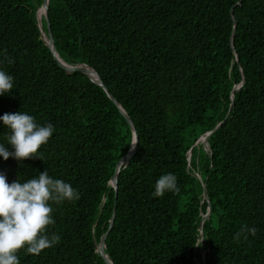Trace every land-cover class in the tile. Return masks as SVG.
I'll return each instance as SVG.
<instances>
[{
	"label": "trees",
	"instance_id": "1",
	"mask_svg": "<svg viewBox=\"0 0 264 264\" xmlns=\"http://www.w3.org/2000/svg\"><path fill=\"white\" fill-rule=\"evenodd\" d=\"M42 1L0 0V70L14 78L0 116L25 112L55 131L43 161L0 157V172L12 183L47 170L80 199L52 204L59 243L20 252V264H104L96 245L114 205L113 264H200L203 183L205 264H264V0H49L60 58L92 68L134 124L116 199L109 180L131 129L99 85L54 60L37 26ZM220 122L210 155L194 146ZM9 133L0 121V144L14 151ZM168 173L179 191L154 197ZM244 225L257 233L237 241Z\"/></svg>",
	"mask_w": 264,
	"mask_h": 264
},
{
	"label": "clouds",
	"instance_id": "2",
	"mask_svg": "<svg viewBox=\"0 0 264 264\" xmlns=\"http://www.w3.org/2000/svg\"><path fill=\"white\" fill-rule=\"evenodd\" d=\"M13 80L11 75L0 70V96L12 92ZM0 121L10 130L7 143L14 149L9 151L4 144H0V157L5 161L10 157L21 162L36 158L44 160L41 149L48 144L55 131L51 123L38 124L34 116L21 111L5 113L0 116ZM176 191H179L177 177L168 173L156 181L152 195L162 197L166 192ZM79 199V192L70 183L52 178L47 170L25 182L17 178L12 183L0 172V264H20V252L38 256L58 244L60 236L48 234L55 225L52 204ZM256 233L255 227L244 225L234 239L239 241L243 236L247 240L249 234L254 237Z\"/></svg>",
	"mask_w": 264,
	"mask_h": 264
},
{
	"label": "water",
	"instance_id": "3",
	"mask_svg": "<svg viewBox=\"0 0 264 264\" xmlns=\"http://www.w3.org/2000/svg\"><path fill=\"white\" fill-rule=\"evenodd\" d=\"M48 5H49V0H43L42 4L40 5L37 14H36V20H37V26L40 32V38L41 40L44 42V44L48 47V49L51 52L52 57L54 58V60L57 62V64L66 72L68 73H74V72H78L81 73L83 75H85L89 80H91L93 83L99 85L106 93L107 97L111 100V102L118 108L120 114L123 116L124 120L126 121V123L128 124V126L131 129L132 132V143L131 146L129 148V150L126 152V154H124L121 158V160L116 164L114 172L109 180V184L112 186V188L114 189V198L116 199L117 197V189H118V175L120 172V167L122 166L123 163H127L131 160V158L133 157V155L135 154L137 147H138V136L134 127V124L132 122V120L129 118V116L125 113V111L121 108V106L119 105V103L117 102V100L108 92V90L105 88L101 78L99 77V75L89 66H86L84 64H77V65H83L85 66L88 70L92 71L94 73L93 76L90 72L88 71H83L81 69H77V68H71L69 67L67 63H65L59 56L54 42H53V37L52 34L50 33V29L48 26V20H47V16H48ZM232 10H231V14H232ZM46 20V24H47V32L44 31L43 29V24H42V20ZM237 24L234 21V29L236 28ZM234 33V30L233 32ZM46 38L48 40H46ZM231 45L233 47V39L231 38ZM238 85H235L232 89V92L230 94L231 99L233 100V92L234 89L237 87ZM223 122H220L219 124L216 125V127L200 136L194 146H197L198 143L200 141H202L205 145V153L210 155V149L208 147V139L211 136V134L220 127V125ZM208 150V151H207ZM187 161H189V158L187 159ZM197 178L199 181H201V177L200 175H197ZM202 189H203V199L205 200L206 204H207V209L205 214L202 215L200 222L198 224V230L200 232V240H199V244H200V250H199V255L201 257V262L200 264H205V250H204V245H203V240H204V235H203V222L209 217L210 215V206H209V198L206 192V185L203 183L202 184ZM114 219H115V205L113 206L112 209V214H111V218L109 220V226L107 231L100 237L99 243L96 245V250L99 252V254L101 255V257L103 258L104 264H113L111 262V260L108 258L107 254L105 253V241L106 238L110 232V230L112 229L113 223H114ZM202 240V242H201ZM201 242V243H200Z\"/></svg>",
	"mask_w": 264,
	"mask_h": 264
},
{
	"label": "bare ground",
	"instance_id": "4",
	"mask_svg": "<svg viewBox=\"0 0 264 264\" xmlns=\"http://www.w3.org/2000/svg\"><path fill=\"white\" fill-rule=\"evenodd\" d=\"M46 40H48L47 38H46ZM69 67H71V68H77V69H81V70H83V71H88V72H90L93 76H95L94 75V73L92 72V71H90V70H88L85 66H83V65H68ZM96 77V76H95ZM192 153V152H191Z\"/></svg>",
	"mask_w": 264,
	"mask_h": 264
},
{
	"label": "rangeland",
	"instance_id": "5",
	"mask_svg": "<svg viewBox=\"0 0 264 264\" xmlns=\"http://www.w3.org/2000/svg\"><path fill=\"white\" fill-rule=\"evenodd\" d=\"M200 142H202V141H200ZM200 142H199V143H200ZM199 143H198V145H199ZM207 151H208V150H207ZM189 156H190V153L187 154V159L189 158ZM192 174H193L194 176H196L197 173L192 172Z\"/></svg>",
	"mask_w": 264,
	"mask_h": 264
}]
</instances>
